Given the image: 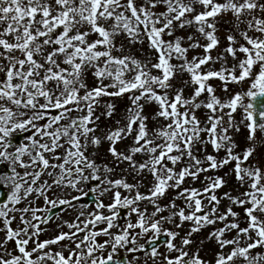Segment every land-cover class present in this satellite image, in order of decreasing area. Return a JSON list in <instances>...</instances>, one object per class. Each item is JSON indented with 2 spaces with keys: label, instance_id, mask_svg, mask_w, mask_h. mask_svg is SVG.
<instances>
[{
  "label": "snow or ice",
  "instance_id": "snow-or-ice-1",
  "mask_svg": "<svg viewBox=\"0 0 264 264\" xmlns=\"http://www.w3.org/2000/svg\"><path fill=\"white\" fill-rule=\"evenodd\" d=\"M126 95L121 113L103 101ZM104 143L119 176L97 163ZM262 147L264 0H0V264H264ZM228 177L239 191H222ZM90 193L93 211L39 239L53 209ZM208 226L213 259L193 240Z\"/></svg>",
  "mask_w": 264,
  "mask_h": 264
},
{
  "label": "rangeland",
  "instance_id": "rangeland-1",
  "mask_svg": "<svg viewBox=\"0 0 264 264\" xmlns=\"http://www.w3.org/2000/svg\"><path fill=\"white\" fill-rule=\"evenodd\" d=\"M230 28V25L228 24H223L222 23V27H221V30H220V34L221 36L224 35V33ZM224 43L222 41V44H221V50L223 49L224 47ZM146 47V46H145ZM139 55V53H137ZM191 55V54H190ZM213 56L216 55V51L213 50V53H212ZM216 67H219V65L217 64ZM258 71V68L256 69ZM87 79V82L89 84V86H92L93 83H94V80H93V77L91 76V73L88 74V76L86 77ZM107 83V81H106ZM212 83L217 87V92L218 94L220 95H224L223 93V89L221 87V82L216 80V79H213L212 80ZM243 87L244 89H246L248 87V84L245 83L243 85H237V84H229V88L234 92L236 90H238L239 88ZM111 90V89H110ZM126 98L125 99V103H124V107L123 109H119L118 106H119V103L116 104L117 106V113H121L123 112L125 106L128 104V99H127V95L126 96H122V98ZM108 98L110 97H103V101H108ZM116 97H113L111 98L108 102H114ZM121 98V97H120ZM120 102L123 103L122 99L120 100ZM154 107V106H153ZM97 114H99V111L97 112ZM115 118H119V116L117 115ZM237 119H239V117H237ZM106 119L104 117L101 118V127H105L107 126L108 124L105 122ZM151 127V125H150ZM246 130L242 129L240 133L237 134V139L240 140L241 144L243 145L244 143V138L246 136ZM26 139V138H25ZM25 139H23L20 143H23L25 141ZM131 141L128 140L126 143L124 142V144H127V143H130ZM124 144H121L120 147L123 148L124 147ZM107 143H104L102 144L99 149H98V152H97V163H100V164H103L105 163L104 161H112V158L110 156V154L107 152ZM62 151V150H61ZM89 151H95V149H90ZM209 152L212 151L211 147L209 146V149H208ZM258 152H264V147L258 149ZM222 155V153H221ZM105 156L107 158H105ZM100 159V160H98ZM55 162V161H53ZM110 165V164H109ZM113 165H118L120 166V168H127V164H113L112 162V166ZM51 170V169H50ZM229 169L226 167L224 169H222L221 173H219L220 175H224ZM116 171V175H118L117 173V170ZM51 177H49L47 174L43 175L41 177V180H47L49 181V183H51ZM228 180H229V183L225 186V188L222 190V191H239L240 189L238 188L237 186V182L235 181V178L234 177H228ZM151 181V176L148 175V174H145V176L140 180V182L144 185H147L149 184V182ZM129 182H132L131 179L129 180ZM186 183L188 185H192L193 181H191V179H188L186 181ZM203 183V177H201V181L200 183H195V186L196 187H200L201 184ZM82 188H84V190L86 191L87 188L84 186V185H81ZM146 187H142L141 188V191H146ZM69 191L70 193L72 192V190H67ZM73 194H76V195H79V193H73ZM50 199H57V198H63L64 196V189L62 188H56V187H53V189L48 193ZM170 198H175V190H169V192L166 194L165 197H162L160 199V203L162 205H166L168 202H169V199ZM32 200V203H33V206L35 207H39V208H42V209H49V207L51 206L50 204L46 205L43 198L42 197H39L37 196L36 194L33 195V197L31 198ZM104 202L107 203L108 200L107 198L105 197L104 198ZM224 203L226 204L227 201H224ZM73 206H64L63 210L60 211L57 215H55L54 217H52L48 223H41L40 224V227L43 229V231L40 233V236H39V239L42 241V240H45V239H51L53 238L55 235H58L61 231H64V232H67L69 231V228L67 227V223L66 222H71V223H76V217L79 216V213L81 211H84L85 213L89 212V211H93L95 209V205H87L85 206L84 204H82L81 200L79 201H73L72 202ZM177 204L178 205H181L183 206V201L181 200H177ZM84 206V207H81V206ZM23 206V205H21ZM236 211H241L240 208H236L235 209ZM149 211H151V206H149ZM46 212H41V213H38V215H45ZM169 213L167 211L163 212L162 215H165L167 216ZM86 217L85 216H80V221H83ZM134 218V217H133ZM128 219V214L126 212L125 215L123 216H120L119 218V223H124V221ZM82 226V225H81ZM105 225L103 224H100V225H97L96 227L97 228H101V227H104ZM13 227H16V224L14 223L13 224ZM165 227H173L172 224H166ZM191 227V223L190 222H185V224L183 225V228H182V234L183 232H186L190 229ZM212 230V226H208L206 228H203L201 229V231L199 233H195L193 234V240L196 242V243H199L200 241L202 240H205V237L207 236L208 232ZM82 234H78V236H80ZM97 239L99 240H103V239H106V237L104 236H100L98 237ZM69 243H71L70 241L68 240H65V241H62L60 244H56V245H51L50 246V249L51 250H60L61 248V244L63 245H68ZM31 246V245H30ZM74 246V245H73ZM195 246V245H194ZM9 247H13L12 244H9ZM218 251V248L216 247L215 245V242L214 241H206L205 240V246H204V250L201 252V255H203L206 259H213L214 257V254L215 252ZM137 255H140L141 256V259H143V256L144 254H140V253H137ZM49 264H51V262H49Z\"/></svg>",
  "mask_w": 264,
  "mask_h": 264
},
{
  "label": "water",
  "instance_id": "water-1",
  "mask_svg": "<svg viewBox=\"0 0 264 264\" xmlns=\"http://www.w3.org/2000/svg\"><path fill=\"white\" fill-rule=\"evenodd\" d=\"M24 136V133H20V134H17L16 135V138H15V140H16V142H19L20 141V139L22 138ZM91 195V193L86 197V201L88 202V200L90 201H94V198H92V196H90ZM59 209H60V207H57L56 209H53V214H55L56 212H58L59 211ZM53 214H50V216H52ZM47 215H49V214H47ZM161 243L163 242V237H161V241H160Z\"/></svg>",
  "mask_w": 264,
  "mask_h": 264
},
{
  "label": "trees",
  "instance_id": "trees-1",
  "mask_svg": "<svg viewBox=\"0 0 264 264\" xmlns=\"http://www.w3.org/2000/svg\"><path fill=\"white\" fill-rule=\"evenodd\" d=\"M107 122L110 124V123H112V121H110V120H107Z\"/></svg>",
  "mask_w": 264,
  "mask_h": 264
}]
</instances>
